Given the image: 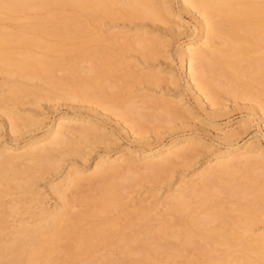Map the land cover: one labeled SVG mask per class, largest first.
Returning a JSON list of instances; mask_svg holds the SVG:
<instances>
[{"label":"bare ground","instance_id":"1","mask_svg":"<svg viewBox=\"0 0 264 264\" xmlns=\"http://www.w3.org/2000/svg\"><path fill=\"white\" fill-rule=\"evenodd\" d=\"M117 3H120V9H114ZM54 4L63 8L71 7L78 15L61 16L59 13H53L49 19L56 24L55 27L40 22L36 27L62 38L68 33L75 35L83 30L87 17L82 20L80 16L84 14L98 17L103 13L115 16L117 12H121L128 16L137 14L138 17L162 21L173 13L169 0H126L125 3L121 0H0V9L17 11L34 6L45 8ZM183 5L187 11L198 12L200 26L198 36L192 37L187 47L180 51L183 60L188 57V82L192 85L194 83L193 86L197 87L201 94L212 97H215L216 87L230 88V83H235L239 95L264 97V0H183ZM72 25L73 30H69ZM133 38L132 40L130 36H116L109 39V44L115 46L121 39L122 47H139L146 53L154 51L158 45L156 40L148 35L139 34ZM99 41L104 40L100 38ZM5 43L14 46L8 50L0 49V75L5 76L0 79V116L5 123L8 120L10 126V143H0V224H5L12 212L32 214L34 202L39 201L35 184L40 177L62 170H67V174L52 187L53 193L61 200V206L54 209L37 206L32 218L30 217L33 220L22 217L19 222L16 221L6 240L0 242V264H54L58 259L72 260L82 252L90 251L100 240L113 237H116L114 245L123 256L129 248L138 249L139 255L143 254L140 260L145 264H154L155 254L161 248H165L166 252L179 250L182 254L186 253L191 245L198 243V237L204 239L206 245L231 240L240 245L239 249L230 250L220 258L207 259L204 264L264 262V232L257 237L247 236L252 232L253 224L259 220V211L264 207L263 189H258L259 192L248 199L249 190L256 187L257 183L259 185L260 181L246 172L241 176L237 175L239 169L254 164L264 171V148L261 145L239 144L238 141L235 142L237 133L226 134V149L207 160L202 166L203 170L194 179L183 181L177 194L166 197L155 208V211L167 210L169 213L168 215L166 212L168 217L165 216L161 223L162 228L158 229V233L155 232V238L162 243L155 245L153 242H147L149 240L141 235L137 237L131 227L119 234L118 222L109 219L108 214L123 204V192L137 179L150 177V170L154 176L163 175L169 167L188 162L191 154L185 145L192 142V137L175 134L168 141L158 143H150L147 138H142L146 145L140 150L129 153L121 151L113 159L106 154H99L93 167L84 171L82 168L90 159L92 150L98 144L110 143L105 134L98 132V129L105 128V125L97 124L81 113L63 112L56 118L57 123L36 134L34 132L44 121L34 120L31 115H22L19 107L26 104L38 107L43 100L57 101L52 98L60 89L56 83L69 82V76L57 78L56 67L69 71L73 76L78 75V81L74 84L82 92L88 93L90 88L104 92L105 87L100 81L98 67L91 64L89 70L82 75V66L79 67L69 59L45 60L21 52V45L37 44V39L32 36L0 32V44ZM73 50L75 49H68ZM100 53L102 52H96V55L100 56ZM112 70L107 74L114 76ZM35 80H40L43 84L33 83ZM72 97V100L78 99L74 94ZM132 105L127 104L122 113L123 117L134 112L139 118H146L144 110L133 109ZM69 106L80 107L71 103ZM174 107L173 102H164L166 116L180 113L174 110ZM97 114L108 116L100 110H97ZM257 114L259 119L264 121V100ZM25 135L28 137L22 143ZM19 150L22 151L18 152ZM74 157L80 160L76 159L75 168L69 169L68 162L75 160ZM137 163H142L140 165L143 166ZM123 173L124 175L119 176ZM100 176L103 179L108 177V181L104 179V182H95V178ZM84 180H89L94 184L93 187L100 185L95 188L97 192L83 200V212L73 215L71 206L75 204L67 202L66 192L73 186L81 185ZM260 185L259 188H264V182ZM191 193H196L198 197L196 207L191 202ZM217 193L236 197L237 201L225 204L217 198ZM7 196H14L16 199L13 202H4L3 198ZM244 200L246 203L242 204ZM198 210L202 211V216L198 214ZM91 215L106 218L103 224L87 228L80 233L77 243L75 242L69 257L66 258L68 252L62 251L61 254L58 247L77 229L75 225L78 220L85 222ZM76 219L77 221H74ZM151 220V217L143 214L135 225L142 228L148 226ZM148 229H151V226ZM43 235L46 237L42 239ZM134 245L137 247L134 248ZM100 263L124 264L119 257L112 256L105 257Z\"/></svg>","mask_w":264,"mask_h":264},{"label":"rangeland","instance_id":"2","mask_svg":"<svg viewBox=\"0 0 264 264\" xmlns=\"http://www.w3.org/2000/svg\"><path fill=\"white\" fill-rule=\"evenodd\" d=\"M125 1L121 0L122 3ZM169 2L173 13L166 16L162 21L138 17L137 14L128 16L121 12H117L115 16L103 13L98 17L84 14L80 16L82 20L87 17L83 30L75 35L68 33L63 38L41 31L36 27V24L39 22L48 23L55 27L56 24L49 19L51 14L78 15L71 7L63 8L54 4L45 8L34 6L21 8L17 11L0 9V32L32 36L37 39V44L21 45V52L33 54L45 60L69 59L77 63L78 66H82V75L86 73V70H89L91 64L98 67L101 76L100 81L105 87L104 92L96 88H90L88 93L82 92L75 85L78 81V75L73 76V74H69V71L56 67L57 78L69 76L67 79L69 82L57 81L56 83L60 89L55 91L58 96L55 94L52 95V98H56L57 103L53 100H43L38 107L29 104L19 107L22 115H31L34 120L44 121V124L34 132L36 134L42 133L49 126L57 123L55 122L56 118L63 112L81 113L82 116L91 118L97 124L105 125L106 127L98 129V132L105 134L110 143L108 145L98 144L92 150L90 159L82 168L84 171L93 167L99 154H106L107 157L113 159L118 152L129 153L140 150L146 145L142 138H147L150 143H158L168 141L175 134L192 137V142L185 145L191 154V159L188 162L169 167L163 175L154 176L150 172L151 170H148L150 177L137 179L130 184V188L123 192V204L108 214L109 219L118 222L119 234L131 227L133 234H137V237L141 235L149 240H146L147 242H153V244L162 243L155 238V232L162 228L161 223L169 215L167 210H161V212L155 211V208L166 197L177 194V190L180 189L183 181L194 179L203 170L202 166L207 160L214 158L219 151L226 149V141L224 140L226 134L235 132L237 133L235 142L259 144L264 148V121L259 119V114H257V111L259 112L262 108L264 97L256 98L252 94L239 95L240 92H238L239 89L235 83H230V88L216 87L215 97H212L201 94L200 90L193 86L194 83L193 85L190 84L188 82V57L186 56L183 60L180 51L187 47V43L192 37L198 36L200 29L199 14L196 10L190 12L184 9L183 0H169ZM120 7V3H117L114 9H120ZM72 27L73 25L69 30H73ZM139 34L148 35L149 38L156 40L158 45L154 51L151 50L146 53L139 47H122L123 40L121 39L115 46L109 44L110 38L130 36L133 40V37ZM100 38H103L104 41H99ZM11 46L14 44H0V49L8 50ZM59 47L64 49H58ZM68 49L75 50L68 51ZM99 51L102 53L97 56L96 52ZM105 64L107 65L105 66ZM113 68L114 70H112ZM110 70L114 71V76L107 74ZM3 77L5 78L1 74L0 79H4ZM73 78L75 82H73ZM33 83L43 84L40 80H35ZM73 94L78 99L72 100L74 99ZM59 96L60 99H58ZM147 99L154 101H146ZM164 102H173L174 110L180 113L166 116L163 109ZM69 103L80 107L72 108ZM127 104H133V109L141 108L144 110L147 114L146 118H139L134 112L123 117L122 113ZM112 106L116 108H112ZM97 110L107 113L108 116L97 114ZM7 122L8 120L5 123L0 116V143H10V126ZM27 137L28 135L24 136L22 143ZM74 159L68 162L69 169L75 168L76 159L80 160L77 157ZM244 172L260 181L259 185L257 183L256 187L249 190L250 193L247 198H252L256 192L262 189L264 196V188H259L260 184L264 182V171L254 164L239 169L237 175L241 176ZM66 174L67 170H62L58 173L51 172L38 179L35 184V192L38 193L39 201L34 202L32 214L37 210V206L49 209L61 206V200L53 193L52 187L60 182ZM88 174L90 173H86V175ZM121 175L124 173L119 174V176ZM95 179V182L108 181V177L104 180L102 176ZM93 185L89 180H84L81 185L73 186L67 190V202L72 205L75 204L71 206L73 215L74 213L76 215L82 213L85 207L82 205L84 204L83 200L87 196L93 195V192H97L95 188L100 184L95 185L96 187ZM191 194V202L196 207L195 202L198 197L195 195L196 193ZM217 195V198L225 204L237 201L236 197L224 193H217ZM15 199L14 196H7L3 198V201L13 202ZM245 203V200L242 201V204ZM197 212L202 216L201 210ZM32 214L12 212L7 217L6 223L0 224V242L6 240L9 233L14 229L13 225L16 221L19 222L22 217L23 219L29 217L28 220H33L31 219ZM143 214H147L152 220L150 223L148 222V226L140 228L135 224ZM258 215L259 220L253 224L252 232H249L247 236L257 237L264 232V207ZM105 218L106 216L91 215L85 222L78 220L75 225L77 229L65 240L66 242L62 241L63 243L59 244L58 252L61 251L63 254L67 251L68 254L65 257L68 258L71 248L77 243L78 235L87 228L103 224ZM149 226L152 230L148 229ZM45 237V235L41 236L42 239ZM115 239L116 237L100 240L90 251L82 252L75 259L65 261L58 259L54 264H99L107 256L119 257L124 264H145L142 259L140 260L143 254L140 253L139 255L138 249L129 248L126 250L127 254L123 256L114 245ZM197 241L198 243L191 245L184 254L180 253L179 250H171L169 251L170 254L166 252L165 248L158 249L154 264H204L207 259L220 258L228 251L240 248L239 243L234 240L212 245H206V241L199 237ZM133 247L136 248L137 245Z\"/></svg>","mask_w":264,"mask_h":264}]
</instances>
